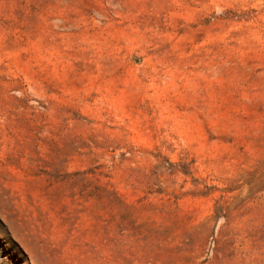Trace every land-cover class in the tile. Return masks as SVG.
Returning a JSON list of instances; mask_svg holds the SVG:
<instances>
[{"label": "rangeland", "instance_id": "rangeland-1", "mask_svg": "<svg viewBox=\"0 0 264 264\" xmlns=\"http://www.w3.org/2000/svg\"><path fill=\"white\" fill-rule=\"evenodd\" d=\"M0 264H264V0H0Z\"/></svg>", "mask_w": 264, "mask_h": 264}]
</instances>
